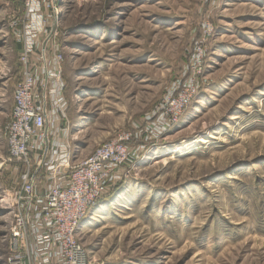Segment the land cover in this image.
I'll return each instance as SVG.
<instances>
[{"label": "rangeland", "instance_id": "1", "mask_svg": "<svg viewBox=\"0 0 264 264\" xmlns=\"http://www.w3.org/2000/svg\"><path fill=\"white\" fill-rule=\"evenodd\" d=\"M79 159L140 124L205 23L201 88L77 228L89 264H264V0H58ZM23 6L0 0V264L21 166L4 127L20 77ZM155 146V147H153Z\"/></svg>", "mask_w": 264, "mask_h": 264}, {"label": "built area", "instance_id": "2", "mask_svg": "<svg viewBox=\"0 0 264 264\" xmlns=\"http://www.w3.org/2000/svg\"><path fill=\"white\" fill-rule=\"evenodd\" d=\"M18 1L23 6L20 77L4 136L8 159L21 170L7 199L12 228L5 264H89L78 225L122 182L129 164L178 122L200 90L210 28L202 26L181 74L142 122L79 159L72 148L62 52L55 43L58 0Z\"/></svg>", "mask_w": 264, "mask_h": 264}]
</instances>
